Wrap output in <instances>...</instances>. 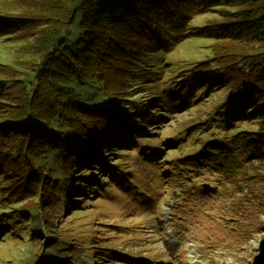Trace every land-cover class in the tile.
I'll return each instance as SVG.
<instances>
[{"label": "trees", "instance_id": "obj_1", "mask_svg": "<svg viewBox=\"0 0 264 264\" xmlns=\"http://www.w3.org/2000/svg\"><path fill=\"white\" fill-rule=\"evenodd\" d=\"M18 1L0 0V32L11 29L5 7ZM63 1L66 15L56 18L45 45L38 46L35 53L37 83L32 84L31 79L21 81L19 71H13L12 66L8 68L11 71L0 67V233L12 225L9 238L21 244L37 236L49 246L46 254L54 255L44 261L32 259L30 264H66L73 242L82 236L58 234V216L52 205L66 200L72 207L79 206L80 196L98 190L95 183L99 174H109L111 180L115 177L123 188L132 183L118 178L119 166H107L106 157L122 156L120 165L125 158L119 155L121 152L137 150L141 162L157 161L172 145H154L145 138L149 134L145 124L153 121L148 114L154 100L160 103L166 96L175 103L178 98L181 103L172 105L176 110L195 99L202 83L207 89L225 87L228 92L225 100L207 114L203 126L189 130L194 138L190 150L180 149L190 138L188 132L177 139L180 143L172 151L180 152L179 157L175 167L166 171H172L166 181L179 175L192 182L193 174L201 171L221 176L247 175L264 162V0ZM215 9L221 10L226 22H217L208 32L210 40L217 42L210 57L195 64L193 74L174 85L173 71L160 67L156 79L145 89L155 90L156 96L149 103H139L132 84L136 78L130 76L147 66L151 53L158 57L178 22L187 15ZM55 10L52 5L50 12L42 7L22 16L41 19V13ZM203 65L209 70L204 72ZM166 72L170 75L165 79ZM86 81L97 83L110 95L107 106L87 107L73 102L75 83ZM10 91L20 95L18 101ZM183 92L187 93L180 95ZM163 109L166 113L174 111ZM20 128L24 132H16ZM7 165L11 167L7 169ZM58 169L61 172L56 175ZM71 170H82V175L91 173L85 179H76ZM26 178L25 184H33L35 201L24 196L26 190L18 189L20 180ZM81 183H93V187L86 192ZM20 219L33 223L32 234L17 224ZM60 239L61 243H56ZM5 240L0 236V243ZM88 245L81 250L95 255L91 264L103 261L105 255L98 254L100 244ZM123 257L128 259L127 255Z\"/></svg>", "mask_w": 264, "mask_h": 264}, {"label": "rangeland", "instance_id": "obj_2", "mask_svg": "<svg viewBox=\"0 0 264 264\" xmlns=\"http://www.w3.org/2000/svg\"><path fill=\"white\" fill-rule=\"evenodd\" d=\"M18 2L8 3L10 6L5 7L8 14L6 22L11 29L8 33L0 32L4 34L0 36V67L11 71L8 68L12 66L13 71H19L21 81L31 79L35 85L38 80L34 74L35 53L38 46L45 45L46 37L57 24L56 18L66 15L64 1ZM52 5L57 8L56 12L41 13V19L22 16L36 8L42 10V7L48 12ZM220 11L215 9L203 14L187 15L188 18L178 22L177 28L172 30L169 39L159 49L158 57L155 58V52L151 53L153 56L147 59L151 60L147 66L138 69L135 76H130L136 78L132 84L136 89L135 99L139 103H149L156 96L155 90L147 92L145 89L150 87L149 82L156 79L160 67L173 71L172 76L175 78L171 85H174L178 80L186 79L189 73L193 74L195 64L210 57L217 42L210 40L208 32L217 22H226V16ZM47 17L50 20L45 19ZM201 68L204 72L209 70L204 65ZM145 69L148 71H144ZM169 75L166 72L165 79ZM200 85L195 99L184 108L174 110L172 105L181 103L180 100L177 98L172 103L166 96L163 97V102L158 103L157 99L150 103L153 106L148 116L153 121L145 124L144 129L149 133L145 138L154 145L172 144L164 147L165 150L157 161L141 162L138 160L137 150L121 152L119 155H124L125 158L120 165L122 156L106 157L107 166H119L118 178L132 182L128 184V188L119 186L112 175L111 180L108 179L109 174H99L96 177V192L86 191L93 187V183H81L82 189L87 193L86 197L79 195V206L72 207L66 200L52 205L56 209L54 215L58 216V234L69 237L82 235L73 242V251L66 264L93 263L95 255L81 250L89 247V243L100 244L102 250L98 254L105 256L103 261L98 260L99 264H254L255 257L260 254V244L264 241V162L257 164L247 175L243 172L230 176L224 173L221 176L201 171L193 174L191 182L181 179L175 172L176 176L166 181L172 174V171L168 174L166 171L175 167V160L179 157L180 152L172 151L180 143L177 139H182L188 132L190 138L187 137V143L180 149H184L183 152L190 150L189 146L194 144V138L191 137L193 131L189 130L203 126L207 114L216 109L228 94L225 87L207 89L206 83ZM10 93L18 101L20 95L15 91ZM109 98L110 95L97 83H75L72 100L76 104L103 107L108 105ZM163 108L174 111L166 113ZM16 132H24V129L20 128ZM125 163L128 164L124 165ZM10 167L7 165V169ZM58 170L56 175L61 172ZM81 171L71 170V173L76 179H85L91 173L82 175ZM36 176L41 179L40 173H36ZM25 180H20L18 189L26 190L24 196L35 201L33 184H25L27 178ZM143 189L146 191L141 192ZM208 190L213 191L212 194ZM36 217L32 216V219ZM22 221L24 220L20 219L17 224L23 225L28 235L32 234L30 230L33 229V223L24 221V224ZM5 228L0 233L1 239H6L5 243H0V264H30L32 259L44 261L54 256L48 255L49 252L46 254L49 246L45 245L46 242L43 243L42 238L32 236L29 238L30 243L20 244L7 236L13 226ZM16 229L18 231L19 228ZM56 243L60 244L61 239L56 240ZM54 251L50 250L51 253Z\"/></svg>", "mask_w": 264, "mask_h": 264}, {"label": "water", "instance_id": "obj_3", "mask_svg": "<svg viewBox=\"0 0 264 264\" xmlns=\"http://www.w3.org/2000/svg\"><path fill=\"white\" fill-rule=\"evenodd\" d=\"M254 264H264V241L260 244V254L255 257Z\"/></svg>", "mask_w": 264, "mask_h": 264}]
</instances>
